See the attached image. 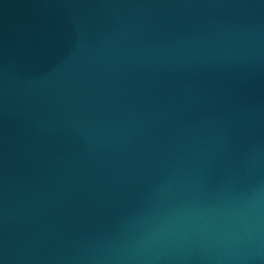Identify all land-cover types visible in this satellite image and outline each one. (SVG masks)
I'll list each match as a JSON object with an SVG mask.
<instances>
[{
  "label": "water",
  "instance_id": "95a60500",
  "mask_svg": "<svg viewBox=\"0 0 264 264\" xmlns=\"http://www.w3.org/2000/svg\"><path fill=\"white\" fill-rule=\"evenodd\" d=\"M0 264H264V0H0Z\"/></svg>",
  "mask_w": 264,
  "mask_h": 264
}]
</instances>
